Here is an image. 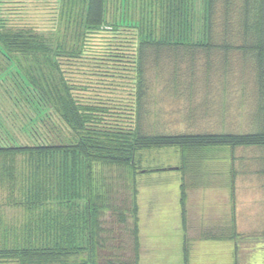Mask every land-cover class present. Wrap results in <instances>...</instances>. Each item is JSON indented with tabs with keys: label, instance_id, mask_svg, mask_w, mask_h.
Returning a JSON list of instances; mask_svg holds the SVG:
<instances>
[{
	"label": "trees",
	"instance_id": "16d2710c",
	"mask_svg": "<svg viewBox=\"0 0 264 264\" xmlns=\"http://www.w3.org/2000/svg\"><path fill=\"white\" fill-rule=\"evenodd\" d=\"M109 1L59 0V16L51 27L50 17L46 19V30L11 22V15L22 13L18 3L25 6L26 0H0V50L39 104L34 122L23 129L28 141L21 142L9 130L0 132V264H130L99 259L101 217L112 203L110 183L101 175L99 180L97 165L123 168L134 188L140 172L179 170L184 228L185 178L193 167V152L227 151L236 176V149H257L264 173V0H140L138 19L120 12L111 20ZM172 47H183L192 58L197 52L210 61L213 54L220 55V82L215 84L224 94L235 83L229 79V55L240 53L244 68L236 73L239 102L235 107L226 95L211 97L208 90L194 103L195 85L210 88L216 67L207 66L205 85L196 73L180 82L175 68L166 84L177 92L188 91V110L182 114L193 127L158 130L157 109L153 131L147 132L142 123L154 110L145 102V61L153 56L157 67L161 51ZM82 60L90 62L84 73L92 79L85 82L72 69L80 68L75 64ZM242 95H251L249 102ZM235 114L240 118H233ZM240 119L246 120L247 130L230 128ZM172 147L180 152L178 164L142 167V152ZM232 200V232L219 237L234 241L238 264L239 238L245 234L237 228L235 193ZM138 206L134 195L136 222ZM247 235L264 241V228ZM138 239L136 223L135 258ZM183 264H190L186 251Z\"/></svg>",
	"mask_w": 264,
	"mask_h": 264
},
{
	"label": "rangeland",
	"instance_id": "374dc122",
	"mask_svg": "<svg viewBox=\"0 0 264 264\" xmlns=\"http://www.w3.org/2000/svg\"><path fill=\"white\" fill-rule=\"evenodd\" d=\"M25 4L27 5L21 6V3H18L17 7L21 8L22 13L11 15L12 23L47 30L46 22L48 20L46 19L50 17L49 21L51 20V22L47 24V27L55 24L54 18L59 16L55 11L60 8L59 0H26ZM80 5L78 4L77 8ZM77 8L75 11L78 10ZM43 10H45L44 13H42ZM108 11L109 20L113 15L118 16L120 12H124L131 19H138L140 0H125L124 4L122 0H111ZM196 55L197 58H192L190 54L186 55L183 47H172L161 51L157 59L160 60L157 67L154 65L156 59L153 56L146 59L144 77L147 92L145 102L147 109L150 108L154 111L147 115L143 121L142 128L144 131H153L154 121L157 119V115H155L157 109L161 114H159L158 130H188L193 127V124L191 125L182 114L188 110V91L179 90L177 92L166 84L170 82L167 76L170 77L175 68L179 70L180 82L189 81L190 76L187 74L195 75L196 73L199 76L197 80L201 82V85H205L203 78L207 66L210 64L212 69L216 67L215 73L213 71L209 79L210 88L201 87L199 84L195 85L192 99L196 103V99L200 100L202 97V91L210 90L211 97H215L212 95L213 93L219 97L226 95L228 102L233 100L236 107L240 98L239 85L241 84L236 73L242 72L243 65L241 63L244 60L241 54L233 51L229 55V59H231V64L228 65L229 79L230 83L235 81V86H231V90L227 85L225 94L221 91L222 88L216 87L215 84L220 82V79H217V74H221V68H219L223 62L221 56L215 53L212 56V61H210L206 54L197 52ZM89 64L90 62L86 60L81 64H75L81 66L80 68L72 67L74 77L81 82L92 79L87 73H84L85 70H88L86 67ZM185 76L188 78H184ZM249 81L253 82V79H249ZM236 85H238V89ZM252 93L251 91L250 94L252 95ZM251 95H242L241 98L248 101L247 99ZM38 105V97L26 87L24 78L0 50V123L2 124V126L0 125V132L9 130L21 142L28 141V136L23 129L29 126L31 121L34 122L38 113ZM236 111L237 108H235V113ZM234 117L235 119L240 118L237 114ZM53 118L58 122L56 115H53ZM40 124L38 121V125ZM210 125L212 124L206 126L209 127ZM214 128L219 129L218 126ZM230 128L247 130L249 127L246 120L240 119L234 122L233 126L230 125ZM65 133L66 135L70 134L66 125ZM222 153L206 151L193 152L190 155L195 161V163L193 161L190 172L193 171L194 175L199 172L200 176L196 177L199 184H203L204 187L209 184L210 178L213 177L210 156L213 154L221 155ZM235 155L238 158L236 161L239 175L237 182L241 184L243 181L247 185L238 186L235 190L237 228L239 232L245 234L239 238L238 264H264V256H262L264 241H259L261 240L260 237H248L247 235L250 233L257 234L264 228V190L261 187L264 173L261 171L262 167L259 162L261 151L237 148ZM141 157L143 159L142 167L176 165L179 163L180 152L174 147L162 150L155 149L151 153L142 152ZM194 165L197 170L194 169ZM96 168L99 180V175H101V179L104 178L107 183H110L108 192L112 203L110 209L105 211L101 217L104 230L102 233L103 244L99 250L100 261L118 260L130 264H183L186 251L190 264H234V241L219 237L230 235L232 229L229 228V222L228 226H224L225 222L220 218L217 219V216L222 214L220 211H224L225 208L220 204L219 196L215 195L210 188L203 190L198 186L188 187L187 221L184 228L179 202L180 184L182 182V173L179 170L140 172L137 177V188L136 186L134 188L131 178L123 168L102 164L97 165ZM186 185L190 186L188 183ZM202 192L210 194L202 195ZM134 195H137L139 205L136 213L137 222L132 211ZM221 198L223 199V197ZM136 223L139 237L137 258H135L134 247ZM253 239L258 240L252 242Z\"/></svg>",
	"mask_w": 264,
	"mask_h": 264
},
{
	"label": "crops",
	"instance_id": "0c3cea01",
	"mask_svg": "<svg viewBox=\"0 0 264 264\" xmlns=\"http://www.w3.org/2000/svg\"><path fill=\"white\" fill-rule=\"evenodd\" d=\"M48 4V3H47ZM57 4V3H55ZM49 7V6H47ZM56 12L59 11L58 9L55 10ZM45 10L42 11L44 13ZM217 152H223L221 155H212L210 157V163H211V174H213V177L210 178L209 184L204 187L203 184H199L196 177L200 176L199 172H196L194 175L193 171L188 172L186 174V184L188 183L190 186L186 185V191L189 194L188 187H199L204 190V188L211 189L212 192L215 193V195L219 196L218 199L221 201L220 204L225 208L224 211H220L222 214L220 216H217V219L220 218V220L225 222L224 226H228L229 222V228L232 227V219H233V200L232 195L235 193L236 187L238 186H247L243 181H241L242 185L239 184L238 178L239 175L236 174L233 175L232 168V160L229 159L227 151L224 152V150H216ZM197 170L196 168H194ZM199 174V175H198ZM241 180V179H240ZM258 187V185H256ZM261 187L264 190V179L261 183ZM210 193H203L202 195H207ZM223 197V199L221 198ZM225 213V215H224ZM223 215V217H222ZM222 217V218H221Z\"/></svg>",
	"mask_w": 264,
	"mask_h": 264
}]
</instances>
